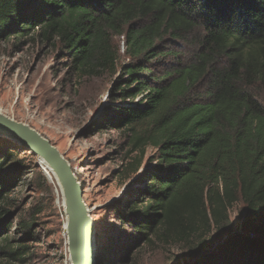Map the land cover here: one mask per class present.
Masks as SVG:
<instances>
[{
  "label": "trees",
  "instance_id": "1",
  "mask_svg": "<svg viewBox=\"0 0 264 264\" xmlns=\"http://www.w3.org/2000/svg\"><path fill=\"white\" fill-rule=\"evenodd\" d=\"M11 39L60 46L76 85L116 77L99 125L125 136L120 179L134 192L116 212L137 246L187 245V264H264V0H0V42ZM19 155L0 152V264H27L37 236L35 219L19 222L18 241L8 233Z\"/></svg>",
  "mask_w": 264,
  "mask_h": 264
},
{
  "label": "rangeland",
  "instance_id": "2",
  "mask_svg": "<svg viewBox=\"0 0 264 264\" xmlns=\"http://www.w3.org/2000/svg\"><path fill=\"white\" fill-rule=\"evenodd\" d=\"M122 60L125 38H117ZM123 45L125 50L123 52ZM68 59L60 46L39 40L0 42V112L25 123L49 139L72 165L83 185L84 200L96 224L97 264H187L193 256L187 245H165L159 241L137 246L133 230L119 221L118 209L134 192L130 182L123 183L121 171L126 164L125 136L99 125L111 106L110 89L116 77L84 79L80 85L68 69ZM256 93L264 97V88ZM137 102V101H136ZM6 142L8 143L6 145ZM18 147L22 163L17 188L10 195L12 221L8 233L13 241L23 234L19 222L35 219L36 238L30 240L31 258L27 264H70L68 238L64 232L67 217L61 206V192L56 180L44 182L39 159L30 151L0 137L4 147ZM149 148L141 170L153 156ZM245 207L236 204L229 211L230 228L242 230ZM213 233L212 235H215ZM67 239V240H66ZM102 250L98 252V243Z\"/></svg>",
  "mask_w": 264,
  "mask_h": 264
},
{
  "label": "water",
  "instance_id": "3",
  "mask_svg": "<svg viewBox=\"0 0 264 264\" xmlns=\"http://www.w3.org/2000/svg\"><path fill=\"white\" fill-rule=\"evenodd\" d=\"M0 137L6 138L17 146L32 151L39 162L48 164L65 200V214L68 219L69 262L73 264H97L95 260L96 224L91 210L84 200L83 185L72 165L61 151L45 136L31 126L16 121L0 112ZM41 166V165H40ZM46 177L52 178L45 171ZM93 257L91 258V255Z\"/></svg>",
  "mask_w": 264,
  "mask_h": 264
},
{
  "label": "bare ground",
  "instance_id": "4",
  "mask_svg": "<svg viewBox=\"0 0 264 264\" xmlns=\"http://www.w3.org/2000/svg\"><path fill=\"white\" fill-rule=\"evenodd\" d=\"M32 152V151H31ZM40 165H41V167H42V169H43V172H44V174H45V171L47 172V174L52 178V181L55 179L54 177V174H53V172L49 169V166H48V164H46V163H44L43 161H40ZM61 206L62 207H65V200L62 198V196H61ZM67 227H68V219L66 220V222H64V232H65V237L66 238H68V235H67ZM67 240V239H66ZM67 244V243H66ZM68 246V245H67ZM94 246H96V245H93L92 244V251H94ZM96 253V252H95ZM93 252H92V255H91V258L93 257ZM70 264H73L72 262L70 263Z\"/></svg>",
  "mask_w": 264,
  "mask_h": 264
},
{
  "label": "built area",
  "instance_id": "5",
  "mask_svg": "<svg viewBox=\"0 0 264 264\" xmlns=\"http://www.w3.org/2000/svg\"><path fill=\"white\" fill-rule=\"evenodd\" d=\"M124 50H125V46L123 45V52H124Z\"/></svg>",
  "mask_w": 264,
  "mask_h": 264
}]
</instances>
